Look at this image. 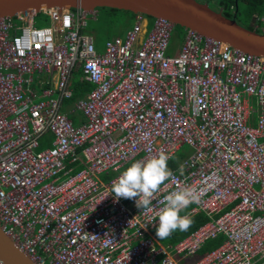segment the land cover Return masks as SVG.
Masks as SVG:
<instances>
[{
  "label": "built area",
  "instance_id": "built-area-1",
  "mask_svg": "<svg viewBox=\"0 0 264 264\" xmlns=\"http://www.w3.org/2000/svg\"><path fill=\"white\" fill-rule=\"evenodd\" d=\"M41 13L47 25L36 26L35 15L0 17L4 233L36 264H264V56L188 28L169 55L176 25L152 18L139 40L142 13L99 51L88 31L97 9ZM256 20L264 33V14ZM77 72L92 88L65 113ZM77 112L75 124L68 113ZM184 144L192 153L169 168L150 207L114 201L123 168L160 152L172 159ZM183 186L200 194L191 212L208 220L158 245L159 201Z\"/></svg>",
  "mask_w": 264,
  "mask_h": 264
},
{
  "label": "water",
  "instance_id": "water-1",
  "mask_svg": "<svg viewBox=\"0 0 264 264\" xmlns=\"http://www.w3.org/2000/svg\"><path fill=\"white\" fill-rule=\"evenodd\" d=\"M50 7L87 10L107 7L164 18L176 26L195 30L244 52L264 56V33L244 27L235 18H228L207 2L198 0H0V17L36 15ZM0 260L4 264H36L1 227Z\"/></svg>",
  "mask_w": 264,
  "mask_h": 264
},
{
  "label": "clouds",
  "instance_id": "clouds-1",
  "mask_svg": "<svg viewBox=\"0 0 264 264\" xmlns=\"http://www.w3.org/2000/svg\"><path fill=\"white\" fill-rule=\"evenodd\" d=\"M170 158L168 154L160 152L149 158L133 161L120 173L118 179L113 181L109 193L114 194V201L121 198L132 199L137 208L150 207L155 194L172 177L167 166ZM199 199L200 194L191 186H183L164 195L159 201L161 207L153 217V220L158 218L156 226L158 239L167 238L177 229L187 231L192 220L180 213Z\"/></svg>",
  "mask_w": 264,
  "mask_h": 264
},
{
  "label": "trees",
  "instance_id": "trees-1",
  "mask_svg": "<svg viewBox=\"0 0 264 264\" xmlns=\"http://www.w3.org/2000/svg\"><path fill=\"white\" fill-rule=\"evenodd\" d=\"M216 2H217L216 5L218 6V8L217 7L215 9L213 8L214 10L221 11L228 18H235L236 21L240 25L246 28H249V29H254L253 25H250L251 19L255 15L264 14V0H217ZM98 10H99V13L101 12L100 16L98 15L99 16L98 19H102L107 23H110V21L112 20L111 17L116 12L122 11V10H117V9L107 8V7L98 8ZM122 12L130 14L132 17L134 15V13L129 12V11H122ZM38 14L42 16L41 13H38ZM44 17H45L44 20L47 22L48 21L47 17L46 16ZM178 27H181V26H178ZM254 30H256L257 32H260L257 29H254ZM95 42H96V38H95ZM72 88H73V94L70 99L65 101V105H69L73 101H75L77 98L81 97V95L83 96L86 92H88L92 88V85L86 82H82L78 78L76 81H72ZM72 117L73 116H71V118ZM44 144L45 142L41 141L40 146L42 147L44 146ZM176 165L177 164L175 163V161H173V158L167 162L168 168H173ZM78 169L79 168L76 167L74 171H77ZM191 220H192L191 226L188 228L187 231H184L176 239V241L181 240L183 237L188 235L190 232L195 230L197 227L205 223L208 220V218L202 212H199L193 215L191 217ZM223 240H224V237L220 235L214 239H210L206 241L205 244L198 251V256L206 254L209 251L213 250L214 248L218 247L223 242Z\"/></svg>",
  "mask_w": 264,
  "mask_h": 264
},
{
  "label": "rangeland",
  "instance_id": "rangeland-1",
  "mask_svg": "<svg viewBox=\"0 0 264 264\" xmlns=\"http://www.w3.org/2000/svg\"><path fill=\"white\" fill-rule=\"evenodd\" d=\"M199 1L207 2L208 5L214 9L216 7L218 8V6L215 3L216 0H199ZM100 13L98 10L99 16H100ZM98 15L96 17L97 19L89 20L88 31H90L96 38L95 44H96L97 50L99 51L104 46V43L107 38L121 35L123 32H125L127 29H129L134 24L132 16L122 11L116 12L111 17L112 20L110 21V23H107L102 19H98L99 17ZM42 16L40 14H37L34 16V23L36 26H43L49 23L48 21L46 22L44 20L45 15L43 17ZM146 21H149L148 28H150L152 25L153 19L146 15ZM184 34H185L184 29L181 27L176 26L173 29L171 33L169 48L167 51L169 55H174L177 53V49L179 48V46L181 45L184 39ZM78 78H79V75L74 74L72 81H76ZM34 80H35L33 84L34 88L37 90V92H39V83H38L36 75L34 76ZM40 99L42 98L39 97L37 100H40ZM76 114L78 117L82 118V114L80 112H77ZM191 153H192L191 147L184 144L178 149V151L173 156V161H175L176 164H179L183 158L189 156ZM122 170H124V168ZM116 174L117 173H112V175H116ZM189 209L190 207L182 211L180 215L187 214L189 212Z\"/></svg>",
  "mask_w": 264,
  "mask_h": 264
},
{
  "label": "crops",
  "instance_id": "crops-1",
  "mask_svg": "<svg viewBox=\"0 0 264 264\" xmlns=\"http://www.w3.org/2000/svg\"><path fill=\"white\" fill-rule=\"evenodd\" d=\"M199 1V0H198ZM217 1V0H216ZM215 1V3L217 4V2ZM212 8V7H211ZM256 17H260V15H255L252 19H251V22H253V27H254V29H257L258 31H260L259 33H262V31H261V23H259L257 20H256ZM133 18V17H132ZM253 20V21H252ZM148 25H149V21H146L145 23H144V27H143V30H142V32L140 33V35H139V40H141V39H143V37L146 35V33H147V31H148ZM183 29H185V28H183ZM125 32H123L122 34H121V36H123V34H124ZM185 35V34H184ZM111 38V37H110ZM108 39V38H107ZM97 48V47H96ZM103 49V47L101 48V50ZM75 74H78L79 75V80H81L80 79V73L79 72H77V73H75ZM73 80V79H72ZM82 81V80H81ZM83 82V81H82ZM71 88H72V82H71ZM73 89V88H72ZM70 105L71 104H69V105H65V101H64V106H63V111L65 112V113H67L68 112V110L70 109ZM256 115V114H255ZM68 116L71 118V116H73L71 119L73 120V122L75 123V124H78L81 120H79V119H82V118H80V117H78L77 116V114L76 113H68ZM256 119V116H254V119H253V122H255L254 120ZM47 139H44L43 141L45 142V144H44V146H42V147H48L49 145H50V143H49V140H48V138H51V135H49V136H47L46 137ZM188 207H190V209H189V212L187 213V214H183L182 216H184V215H187V216H189L190 218L193 216V215H195V214H197V213H199V212H191V210H192V205H189ZM157 226V225H156ZM156 226L154 227V229L152 230V234L154 235V238H155V241H156V243L158 244V245H169V244H174L175 242H177L176 241V239L184 232V231H180L179 229H177L176 231H174L170 236H168L167 238H165V239H158V237L156 236ZM155 233V234H154ZM187 236V235H186ZM190 260H191V258H188L187 260H183L182 261V263L183 264H188L189 262H190Z\"/></svg>",
  "mask_w": 264,
  "mask_h": 264
}]
</instances>
